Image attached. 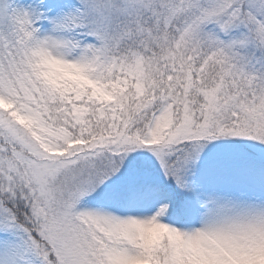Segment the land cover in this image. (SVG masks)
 Masks as SVG:
<instances>
[{
	"label": "rangeland",
	"instance_id": "rangeland-1",
	"mask_svg": "<svg viewBox=\"0 0 264 264\" xmlns=\"http://www.w3.org/2000/svg\"><path fill=\"white\" fill-rule=\"evenodd\" d=\"M20 1L21 10L25 14H29V10H38L39 6L44 3L45 19L43 21L42 49L55 69L65 72L84 73L91 79L99 77V73L107 65L104 59V49L99 47L97 39L89 41V45L92 48H79L74 44L75 41L71 33L72 30L76 31V29L68 30L65 27L70 23L69 20L72 15L76 13L78 15L82 12L77 2H59L55 0ZM99 1L89 0L87 7H92V9H89L91 16L95 17L98 15L103 21H107L109 23L108 28H111L116 33L123 28V26L119 27L118 23L129 18L131 21H137L138 23L146 22L148 17L152 16L156 20L157 11L154 8H158L161 4L155 0H122L126 1V6L129 5L130 9H119L118 11L110 7L98 9L97 3ZM209 2H212L216 9L209 14L206 22L218 19L219 16L229 15V11L224 7L223 0H209ZM125 10H130V12H125ZM77 15L73 17L74 21ZM156 26L158 29L160 28L159 21H156ZM190 31L193 32L186 44L190 47L194 45V51H200L202 43L198 32H196L198 29L194 28V30L191 29ZM137 32L140 35L138 39L141 41L154 34L153 28L149 30L141 29ZM147 34L149 36L146 37L145 35ZM73 35H76V33H73ZM251 40V37H246L244 43L249 45ZM211 96L212 93H208L209 102L212 100ZM140 109L141 106L136 107V110ZM188 111L193 115L195 114L192 109ZM175 112V107L171 103L162 107L155 117L146 145L158 147L168 135L171 139L170 142L178 140L183 133L185 136L193 135L191 130L187 129L184 131L183 126L174 135L169 134ZM4 116L0 98V131L2 130L7 137H10L12 143L15 141L19 146L28 150L29 156H24L22 150L20 155L16 151L20 161H22L19 165L7 156L8 147L2 148V152H0V172L2 177L0 225L6 224L13 227L11 215L15 216V214L9 207H6L7 203L4 198L10 202L15 198L20 201L26 198L28 193L24 188L28 187V184L23 177L26 170L29 181L37 191L38 195H36V198L42 206L39 209L44 210L52 224L51 237H46V239L52 240V243L57 247L58 255L65 258L68 264L80 261V244L77 240L75 229H69L67 224L61 223L59 204H63L65 201H74L76 197L73 196L71 198V195L80 192L77 188L82 190L89 186L93 175L96 176L99 173L94 170V164L96 167L98 165L100 167H108L109 165L115 167L117 162L119 166L120 163H123L132 168L137 165L138 160L147 164L149 162L153 163L155 159L152 151H149V153L147 150L125 152L123 155L108 157L100 154L103 153L102 148L108 144L105 139L102 143H93L95 147L100 145L99 149L101 151L95 153L98 156H81L76 158V160L74 159L71 165H68V157L66 156L63 160L67 165L65 167L64 164H59L60 156L41 150L27 132L20 130L12 122L5 119ZM189 123L190 126L193 124V118H187V126ZM128 142L131 143L130 141ZM76 150L77 148H74L71 151ZM163 151L166 152L165 150ZM136 154L140 155V157ZM170 156L171 154L166 153V158ZM130 174L133 175V172L130 171ZM17 176L19 177L17 178ZM82 177L88 181L82 180ZM200 177L201 196L200 198L198 197L197 203H195L200 206V209L202 208L200 210V222L204 229L198 235L200 239L198 237V242L195 245L198 256L201 257L203 264H254L247 259L246 250L249 245L248 239L264 244V173L240 169L228 171L224 167H210L202 172ZM19 181H23V183L20 184L18 183ZM24 185L26 187L23 188ZM203 187L215 191L213 195L217 197V199H214L217 204L216 208L211 207V210H209V206L206 203L201 204L202 196H206L205 192L202 193ZM20 189H24V191L22 194L17 195L16 193ZM67 197L71 199L65 200ZM204 199L207 200L208 198H203V201ZM171 203V192H151L142 205L143 210L129 218H122L120 214L114 213L109 208H107L108 210L94 209L91 206L92 203L86 202L78 207L75 214L80 219L88 220L100 233L112 237L111 246L106 251H103V257L109 264H144L146 244L158 232L165 229V226L161 222L156 221V218L168 210L171 207ZM3 215L6 218L2 217ZM141 221L149 225L155 224V227L153 228L152 226L150 230L146 231L138 225ZM224 225L227 226L228 231L223 230ZM176 233L181 236L179 230H176ZM230 248H235V252L238 253H234V250ZM0 264L38 263H34L31 260L30 251L22 237L14 233L1 232ZM82 264L90 263H88L86 258L82 261Z\"/></svg>",
	"mask_w": 264,
	"mask_h": 264
},
{
	"label": "trees",
	"instance_id": "trees-1",
	"mask_svg": "<svg viewBox=\"0 0 264 264\" xmlns=\"http://www.w3.org/2000/svg\"><path fill=\"white\" fill-rule=\"evenodd\" d=\"M165 1L172 9L184 1V9L189 10L186 11L187 17H185L187 23L195 20L200 21L202 19L200 14L208 9L206 4L201 3L200 9L193 10L192 3L195 0ZM8 3L9 19L6 23H0V98L5 119L20 130L27 132L43 151L60 156L59 164H64L65 167L67 165L63 160L66 156L68 165H71L76 158L87 155L95 156V153L100 152V145L95 147L93 146L94 142L102 143L104 139L116 138L121 132H123L122 140L125 139H123L124 136L140 139L141 133L143 131L146 133L149 118L145 114L141 115L140 110H136L137 105L141 102L138 99L143 97L142 101H145L152 85L151 79L140 78L144 73L143 70L140 71L135 66L124 62L122 77H119L120 68L113 70L112 67L104 73L98 83L80 74L57 72L39 55L32 44L31 35L17 20L14 0H8ZM227 4L234 5L235 0H227ZM257 10L259 16H263V1L258 0ZM240 15L243 16L242 10H240ZM256 24L259 27L262 26L260 22ZM231 25L233 23L226 25L225 21L221 25H216L214 31L221 35L229 30ZM182 41L177 45L182 46ZM151 48L145 59L149 60L150 67H156L159 70L158 74L160 73V79L165 85L159 98H164L170 93L168 87L175 86L177 82L175 74L172 79L167 74V70L171 66L170 62L163 61L171 54V50L168 47L162 48L160 45ZM122 61L123 59H120L117 65L122 66L120 64ZM219 61V58L216 59L215 56H212L204 59L197 68L193 64L192 76L200 81L215 79V77L218 80L216 74L220 70L217 68ZM203 63L206 64L203 70L197 71ZM213 69L216 74H213ZM255 71L258 73L257 68ZM149 74L150 72H148ZM230 79L229 75L228 81ZM256 79H258L256 75L251 77L253 82L257 81ZM190 90L193 89L189 86L188 80L186 82L184 78H179L176 91L183 95L185 102L190 99ZM216 104L215 100L207 102L206 120L212 119L211 113H214ZM182 111L184 112V108ZM122 122L124 123L120 126ZM128 125L134 126L130 132H127ZM11 141V138L7 137L3 131L0 133V151L2 148L8 147L7 156L14 159V151L20 150L22 147ZM74 148L77 150L71 151ZM102 150L105 149L102 148ZM23 153L28 154V150ZM160 163L162 164L161 161ZM165 168L167 169L164 165L163 169ZM146 180L157 181L159 177L154 176L144 181ZM22 182L18 183L22 184ZM119 182H122L121 178ZM102 186L98 192L102 191L104 188ZM1 187L2 178L0 175V190ZM24 187L26 186L24 185ZM24 189L28 194L23 201L16 198L11 202L5 198L4 200L7 203L6 207H9L15 214V216L12 214L14 221L34 227L36 223L34 214L40 213V210L32 191L28 187ZM24 189H20L16 194H22ZM120 191L122 194L115 193L114 196H124L125 192ZM40 223L42 225L36 227L33 236L42 242L39 240L42 239L41 231L47 230L48 224ZM161 234L153 237L146 244L145 264H200L183 243L173 237L171 232ZM92 236L96 237L94 233ZM43 242L40 251L45 249L47 257L50 258V255H53L50 240L43 239ZM91 245L90 243L87 246L91 247ZM87 251V249L83 251L84 256Z\"/></svg>",
	"mask_w": 264,
	"mask_h": 264
},
{
	"label": "bare ground",
	"instance_id": "bare-ground-1",
	"mask_svg": "<svg viewBox=\"0 0 264 264\" xmlns=\"http://www.w3.org/2000/svg\"><path fill=\"white\" fill-rule=\"evenodd\" d=\"M134 224H136V223H134ZM138 225L146 231L150 230V228L153 226V225H149L143 221L139 222ZM201 227H202V224L198 225L196 228V231L193 233V236H192V244H193L194 249L197 248L195 245L198 242V237H199L198 235H200V233H202V231H203L201 229ZM227 229H228L227 226L224 225L223 230L228 231ZM198 230H199V232H197ZM199 239H200V237H199ZM226 240H227V238H226ZM248 243H249L248 249L246 250V255L248 256L247 259L252 261L254 264H264V244H259L258 242L253 241L251 239H248ZM230 249H233L234 253H238V252H235V248H230Z\"/></svg>",
	"mask_w": 264,
	"mask_h": 264
}]
</instances>
